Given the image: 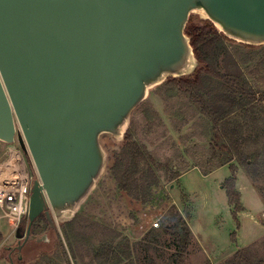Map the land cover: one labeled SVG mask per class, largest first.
<instances>
[{"label":"water","instance_id":"water-1","mask_svg":"<svg viewBox=\"0 0 264 264\" xmlns=\"http://www.w3.org/2000/svg\"><path fill=\"white\" fill-rule=\"evenodd\" d=\"M191 16L264 47V0H0V143L37 174L19 259L41 214L77 215L107 167L100 137L121 143L149 90L196 71Z\"/></svg>","mask_w":264,"mask_h":264},{"label":"rangeland","instance_id":"rangeland-1","mask_svg":"<svg viewBox=\"0 0 264 264\" xmlns=\"http://www.w3.org/2000/svg\"><path fill=\"white\" fill-rule=\"evenodd\" d=\"M228 47L238 61L242 60L241 68L252 87L264 91V47L251 51L237 44H229ZM129 128L133 140L144 145L157 162L167 163L173 173H164V170L160 173L159 186L151 189L149 202L132 220L106 167L77 212L80 220L73 232L77 237L70 233L69 226L62 232V224L54 227L62 240L67 260L58 256L57 251H52L55 232H44V224L40 222L34 231L36 237L28 240L20 251L25 264H47V260L36 261L34 258L49 251L47 256L56 255L57 264H98L92 262L93 252L105 241L101 234L104 229L119 233L117 242L125 237L131 245V258H122L119 264H144L145 254L158 264H172L169 257L174 247L163 234L162 226L173 207L185 217L192 235L184 264H229L237 250L248 247L256 258L264 259L262 194L252 184L249 171L239 167L235 190L243 210L233 215L224 187L231 170L228 165L220 166L218 159L211 160L210 127L184 94L165 83L149 90L145 101L132 113ZM100 143L108 155L120 150V143L108 135L101 136ZM7 148L0 143V161ZM254 149L250 146L249 153H255ZM257 150L264 159V146ZM27 159L31 161L30 157ZM261 185L264 186L263 183L258 184ZM27 224L26 219L19 231L11 234L5 220H0V264H8V252L16 251L20 243L16 234L25 232ZM77 233H81L82 238ZM44 235L47 241L38 242L37 239ZM65 238L76 252L74 259ZM86 242L92 244L90 252V245H85ZM147 247L149 250L146 252Z\"/></svg>","mask_w":264,"mask_h":264},{"label":"trees","instance_id":"trees-1","mask_svg":"<svg viewBox=\"0 0 264 264\" xmlns=\"http://www.w3.org/2000/svg\"><path fill=\"white\" fill-rule=\"evenodd\" d=\"M185 35L190 38V45L199 66L192 75L168 79L165 84L184 94L198 114L208 123L211 134L210 158L212 161L218 159L220 166L228 165L231 170L224 187L229 206L233 215H236L243 210L239 202V194L235 190L236 172L239 167L249 171L252 184L262 194L264 203V186H258L264 184V159L257 150L260 146H264V91L252 87L241 68L242 60L238 61L229 51L228 45L236 43L224 38L211 23L191 16L186 25ZM238 46L250 51L259 48ZM130 130L131 128L120 143V150L108 155L107 169L130 211V218L135 220L136 213L149 202L151 189L159 186L160 173L164 170V173L168 171L172 174L173 169H169L167 163L157 162L144 145L133 140ZM250 146L255 148V153H249ZM79 220L80 217L76 215L72 221L62 224L61 232L63 228L69 226L72 234L76 231ZM44 225V232L52 230L55 232L56 240L53 242L52 251H57L58 256L67 260V254L56 229ZM162 231L174 247V252L169 257L170 262L184 264L192 242L187 220L173 207L167 214ZM73 234L76 236V233ZM101 234L105 237V241L93 252L95 255L92 262L119 264L122 258L126 260L131 258V245L127 238L123 237L117 242L120 234L109 229H104ZM77 235L82 238L81 233ZM66 238L64 240L69 245ZM85 245H90L88 249L90 252L92 244L86 242ZM69 250L74 259L75 250L70 245ZM147 250L149 247L146 252ZM49 253L41 252L34 259L47 260V264H57L54 259L56 255L48 257ZM136 254L139 255L137 251ZM144 257L146 258L143 260L144 264H158L152 258L149 259L147 254ZM229 264H264V259L256 258L248 247L237 250Z\"/></svg>","mask_w":264,"mask_h":264},{"label":"built area","instance_id":"built-area-1","mask_svg":"<svg viewBox=\"0 0 264 264\" xmlns=\"http://www.w3.org/2000/svg\"><path fill=\"white\" fill-rule=\"evenodd\" d=\"M7 147L0 161V220L4 219L14 234L26 219L30 188L37 174L17 141Z\"/></svg>","mask_w":264,"mask_h":264},{"label":"flooded vegetation","instance_id":"flooded-vegetation-1","mask_svg":"<svg viewBox=\"0 0 264 264\" xmlns=\"http://www.w3.org/2000/svg\"><path fill=\"white\" fill-rule=\"evenodd\" d=\"M23 156L25 157L27 163L28 162V159H27V155L25 153H23ZM29 165V164H28ZM29 168H30V165H29ZM26 220V219H25ZM42 222L43 224H47L46 222V219L44 217L43 214H41L39 216L38 219L35 220V222L33 223L32 227H31V235L34 236V231L36 229V226L38 223ZM45 222V223H44ZM48 225V224H47ZM35 226V227H34ZM45 226V225H44ZM26 229H27V226H26ZM26 229H25V232H26ZM25 232L21 233L20 235L22 236L21 237V240H20V245H22L23 243V237L25 235ZM36 237V236H35ZM27 243L24 244V246H22L21 250L24 249L26 247ZM14 259V261L11 260ZM7 261H8V264H21L23 262V264H25V262L23 261L22 257L19 259L18 257V253H17V250L14 251L13 249L11 251L8 252V255H7Z\"/></svg>","mask_w":264,"mask_h":264}]
</instances>
